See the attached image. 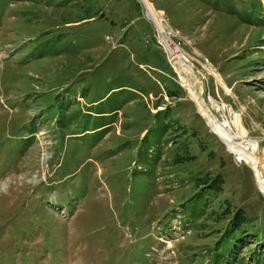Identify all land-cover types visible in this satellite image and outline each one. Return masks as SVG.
Returning <instances> with one entry per match:
<instances>
[{"label": "rangeland", "instance_id": "rangeland-1", "mask_svg": "<svg viewBox=\"0 0 264 264\" xmlns=\"http://www.w3.org/2000/svg\"><path fill=\"white\" fill-rule=\"evenodd\" d=\"M148 3L187 61L144 0H0V264H264V0Z\"/></svg>", "mask_w": 264, "mask_h": 264}, {"label": "bare ground", "instance_id": "bare-ground-1", "mask_svg": "<svg viewBox=\"0 0 264 264\" xmlns=\"http://www.w3.org/2000/svg\"><path fill=\"white\" fill-rule=\"evenodd\" d=\"M144 1L146 4V12H147L148 16L159 27V30H160L159 33H161L160 38H161L162 42H164L168 47H170V49L172 50L171 54L175 55L178 58L179 62L187 61L186 55L184 54L183 51H181L180 48H178V47L175 48V47L171 46L170 37H169L170 32H168V26H167V23L165 22V18L162 17V13L161 12L158 13L159 14V18H158L156 16L154 10L150 7L148 0H144ZM160 14H161V16H160ZM188 64H190V63H188ZM182 65H184V64H182ZM190 89H192V87ZM192 91H193V89H192ZM200 107H202V106H200ZM203 114L206 116V119L209 122V125L211 127H213L217 133L223 135V138L228 142V146L230 147L232 152L234 151L236 153L235 155L237 157H239L240 160H242V161L244 160L248 164L250 163L252 166H254V169L258 168L261 165L259 162V158L258 159L255 158V156H257V153L255 151V146H257L256 142L253 141L252 139H248L247 131L245 129V126L242 122L240 115H236L234 117L233 122L226 121V120H225V122H222L219 119H217V117L214 114L213 115H209L210 113L209 114L203 113ZM232 123L234 125H236V128L239 130L238 133H235ZM255 171L257 172L256 178H257L258 185L264 194V176H263V173H261L259 170H255Z\"/></svg>", "mask_w": 264, "mask_h": 264}, {"label": "trees", "instance_id": "trees-1", "mask_svg": "<svg viewBox=\"0 0 264 264\" xmlns=\"http://www.w3.org/2000/svg\"><path fill=\"white\" fill-rule=\"evenodd\" d=\"M111 115L112 114H107V116H108V118L106 119V120H108V119H110L111 118ZM110 123H112V122H110ZM109 123V124H110ZM173 147V146H172ZM179 149V148H178ZM182 157V154H178V156H177V158H174V161L176 162L178 159H180V157ZM175 157H176V155H175ZM240 215V210H238L237 211V214H236V217H238ZM263 246H264V244H262ZM240 248H242V246H240L239 248L238 247H235V248H233V250H231V252H234L235 253V255H234V258L237 260L238 258H239V256H238V252H240ZM236 249H238V250H236ZM239 260V259H238ZM241 263V262H240Z\"/></svg>", "mask_w": 264, "mask_h": 264}]
</instances>
